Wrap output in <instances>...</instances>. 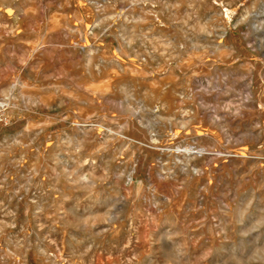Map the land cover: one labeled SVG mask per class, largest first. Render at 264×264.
<instances>
[{"label": "rangeland", "instance_id": "rangeland-1", "mask_svg": "<svg viewBox=\"0 0 264 264\" xmlns=\"http://www.w3.org/2000/svg\"><path fill=\"white\" fill-rule=\"evenodd\" d=\"M99 58L124 65L87 72ZM118 84L185 98L137 121L106 98ZM0 90V264H264V0H0Z\"/></svg>", "mask_w": 264, "mask_h": 264}, {"label": "bare ground", "instance_id": "bare-ground-1", "mask_svg": "<svg viewBox=\"0 0 264 264\" xmlns=\"http://www.w3.org/2000/svg\"><path fill=\"white\" fill-rule=\"evenodd\" d=\"M3 1V0H2ZM5 4V3H4ZM214 4V3H213ZM107 5V4H106ZM209 8H212V7H209ZM28 10V9H27ZM224 10V9H223ZM154 14V12H153ZM157 14V13H156ZM154 16V15H153ZM108 17V16H107ZM126 19H129V17L127 15L124 16ZM142 17V16H141ZM149 18V17H147ZM157 18V17H155ZM131 19H136L134 16H131ZM140 19V18H139ZM145 19V18H144ZM143 19V20H144ZM116 20V19H115ZM150 20V19H148ZM154 20V19H152ZM151 23V22H150ZM216 23V22H215ZM217 25V24H216ZM15 26V25H14ZM93 26V25H92ZM148 26V25H147ZM201 26V25H200ZM176 27V26H175ZM109 28V27H108ZM152 30V29H151ZM179 30V29H178ZM141 33V32H140ZM147 33V32H145ZM166 33V32H165ZM142 35V34H141ZM144 38V41H141L143 42L142 43V46L143 44H146L148 42V45L150 48H154V43H153V40L156 39L157 40V44L162 47L163 49H167L169 47H176L178 49V53L180 56H184L185 57V53L187 51V49L191 48V49H197L198 48V42L197 41H194L190 36H185L183 35L181 40H176L174 37H171V36H168V34L164 37L162 35H159L157 33H149L148 35H143L141 36ZM258 37V36H257ZM61 38V37H60ZM71 38V37H70ZM156 40L154 42H156ZM141 45V44H140ZM61 46V45H60ZM64 46V45H63ZM157 46V45H156ZM127 47V46H126ZM206 47V46H205ZM89 48V47H88ZM147 48V47H146ZM151 49V50H152ZM157 49V48H156ZM155 49V50H156ZM141 50V49H140ZM143 50V49H142ZM165 51V50H164ZM211 51V50H210ZM140 52V51H139ZM151 52V51H150ZM154 52V51H153ZM168 52V51H167ZM166 52V53H167ZM145 53V52H143ZM147 53L149 52H146L145 54L148 55ZM155 53V52H154ZM144 54V55H145ZM169 54V52H168ZM167 54V55H168ZM191 54V53H190ZM193 54V53H192ZM191 54V55H192ZM102 55V54H101ZM125 55V54H124ZM136 55V54H135ZM141 55V53H140ZM143 55V56H144ZM166 55V56H167ZM171 55V54H169ZM190 55V56H191ZM219 56V55H218ZM139 57V55H138ZM153 57V56H152ZM186 57H188L186 55ZM144 58V57H143ZM142 58V59H143ZM170 58V57H169ZM96 59V58H95ZM112 59V58H111ZM145 59V58H144ZM88 60V59H87ZM161 60V59H160ZM193 60V59H192ZM124 65V63H121V65ZM120 65V62L118 61H115V60H106V59H103V58H99L97 60V62H95V64H92L90 62L87 63V72H89L90 74L91 73H96L97 75H102V73H106L105 71H111V70H119L121 69V66ZM184 65V64H183ZM90 66V67H89ZM180 66V65H179ZM204 67V66H203ZM115 76L111 77L112 80L109 82V86L113 87L114 86V83L117 81V79L119 78V76H117L116 74H114ZM166 76V75H165ZM190 76V75H189ZM170 77V76H169ZM168 78V77H167ZM170 78H168L169 80ZM84 80V79H83ZM174 80V79H173ZM138 81V80H137ZM78 82V80H77ZM84 83V82H83ZM133 83V82H131ZM137 83V82H136ZM128 84V83H127ZM167 84V83H166ZM165 84V85H166ZM164 85V87L161 88L160 90V93L155 96V98L153 99H147V98H144L142 96H132L130 94V92H128V88L127 87H123L120 86V84H118L116 86V90L117 92H121L122 95L121 96H118L114 90H112L110 93L107 94V99L113 103H115L116 105L120 106V107H125V109H128L129 110V115L132 116L133 118L137 119V121L139 119H142V120H145L147 122H152V120L154 121L156 118L160 119L161 117H169V116H172L173 114V117L176 116V113L174 112V110L172 109H169V103L175 101V100H182L185 98V93L182 91V90H175L173 88H167L166 86ZM179 85V84H178ZM14 86L13 83H10L3 91H2V96L4 97V99L6 100L8 98V95L10 94V90L11 88ZM64 86V85H63ZM131 86V85H130ZM65 87V86H64ZM114 89V87H113ZM187 89V88H186ZM1 91V90H0ZM150 91V90H149ZM189 91V90H188ZM144 92V91H143ZM188 93V92H187ZM74 95V94H73ZM83 99L85 96H82ZM81 97V98H82ZM99 99V98H98ZM1 101V100H0ZM52 103V102H51ZM175 103V102H174ZM183 103V102H182ZM1 104H5V102H1ZM158 107H161L160 111H156V109ZM73 108V107H72ZM178 108V107H177ZM182 108V107H181ZM105 109V108H104ZM115 109V108H113ZM175 109V107H174ZM179 109V108H178ZM102 110V109H101ZM108 112V111H106ZM188 112V111H187ZM185 113V110L184 109H181V115H183ZM109 114V113H108ZM107 115V114H106ZM180 115V116H181ZM187 116V115H186ZM131 118V117H130ZM184 118V117H183ZM192 118V117H191ZM177 119V118H176ZM181 119V118H180ZM132 120V119H131ZM182 120V119H181ZM95 121V120H94ZM140 121V120H139ZM144 121V122H145ZM165 121V120H164ZM171 121V120H170ZM180 121V120H179ZM117 122V121H116ZM156 122V121H154ZM111 123V122H110ZM149 124V123H147ZM181 124V123H180ZM77 125V124H76ZM78 127V126H77ZM95 127V126H94ZM82 128V127H81ZM125 128V127H124ZM79 129V128H78ZM82 130V129H81ZM170 130V129H169ZM105 131V130H104ZM112 133V132H111ZM102 134V133H101ZM106 134V132H105ZM102 136V135H101ZM163 136V135H162ZM104 137H100V140L103 139ZM154 139V138H153ZM104 140V139H103ZM152 140V139H151ZM165 141V140H164ZM151 143V142H150ZM189 147V146H188ZM188 147L186 149H188ZM191 148V147H190ZM189 148V149H190ZM127 149V148H126ZM195 148H193L194 150ZM161 150V149H160ZM170 150V149H168ZM191 150V149H190ZM197 150V149H196ZM167 151V150H166ZM176 151V150H175ZM178 151V150H177ZM134 152V151H133ZM168 152V151H167ZM179 152H182V153H179L178 155L175 156V159L173 158L172 159V162L176 163L179 165V167L181 168H184V165H185V160L187 157H195L196 155H194L196 152L194 151H189V150H181ZM206 152V151H205ZM122 154V153H121ZM115 155V154H113ZM164 155V154H163ZM120 156V155H119ZM123 156V155H122ZM187 156V157H186ZM60 157V156H59ZM197 157V156H196ZM112 159V157H110ZM115 158V157H114ZM193 159V158H192ZM191 159V160H192ZM122 160V159H121ZM135 161V160H134ZM131 163L130 164V171H135V163ZM168 161V160H167ZM48 163V162H47ZM85 163V161H84ZM60 164L63 166V167H66L67 166V161H60ZM159 164V163H158ZM157 164V165H158ZM187 164V163H186ZM117 165V164H116ZM173 165V163H172ZM175 165V164H174ZM69 167V165H68ZM165 167V166H164ZM173 168V167H172ZM168 170V168H166ZM177 169H179L177 167ZM92 170V169H90ZM153 170V169H152ZM163 170V168H162ZM188 171V170H187ZM165 173L164 174V180L166 182L168 181H171L173 183V181H181L183 180V178H185V171L184 169L180 170L179 172L177 173H173L172 172H166L164 171ZM97 174V173H96ZM159 175V174H158ZM71 177V176H70ZM79 177H81V175H79ZM161 177V176H160ZM162 179V178H161ZM108 181V180H107ZM110 181V180H109ZM160 181V180H159ZM184 181V180H183ZM185 182V181H184ZM163 184V183H162ZM170 184V183H169ZM176 184V183H175ZM183 184V182H182ZM187 184V183H186ZM153 185V184H152ZM164 187H166L164 185ZM181 188V187H180ZM186 190V189H185ZM156 191V190H155ZM176 191V190H175ZM184 192V191H183ZM127 193V192H126ZM159 194V193H158ZM178 196L180 197L179 195V192L177 193ZM174 195V194H173ZM185 195V193H184ZM214 195V194H213ZM26 196V195H25ZM168 195L166 196H162L160 195L158 198H154L153 202H152V207L155 208V212L152 213V214H149L148 217L146 218L147 220H151L158 228H164V226H166V222H168V217H167V212L170 210L171 208V204H170V199L167 197ZM207 196V195H206ZM29 197V196H28ZM177 197V196H176ZM178 197V198H179ZM136 198V196H135ZM43 199V198H42ZM64 200V199H63ZM207 200V199H206ZM172 201V200H171ZM111 202V201H110ZM48 203V202H47ZM52 204V203H51ZM103 204V203H102ZM174 205V204H173ZM177 208H178V211H181L183 209H185V204L182 202H179L177 205ZM97 207V206H96ZM242 215V214H241ZM212 216V215H211ZM13 217V216H12ZM162 219V220H161ZM212 219V218H211ZM201 221V220H200ZM5 222V221H4ZM182 222V221H181ZM133 225V224H132ZM23 226V225H22ZM106 228V227H105ZM196 228V227H194ZM133 230V229H132ZM166 230V229H165ZM164 230V231H165ZM19 231V230H18ZM113 232V231H112ZM167 234H168V230L165 231ZM165 234V233H164ZM213 234V233H212ZM77 235V234H76ZM83 236V235H81ZM53 238V237H52ZM113 239V238H111ZM149 239V238H148ZM52 240V239H51ZM223 240V239H222ZM62 241V240H61ZM61 241H60V245H61ZM87 241V240H86ZM128 241V240H127ZM15 242V241H14ZM28 242V241H27ZM53 242V241H52ZM91 242V241H89ZM21 243V242H20ZM88 243V242H87ZM38 245V244H37ZM55 245V244H54ZM92 245V244H91ZM114 247V246H113ZM27 248V247H25ZM122 248V247H121ZM40 249V248H39ZM85 250V249H84ZM119 252V251H118ZM79 253V250L78 248H73V247H70L68 248V254L69 256L73 257L75 255H78ZM31 254V253H30ZM80 255V254H79ZM148 255V254H147ZM159 256V255H158ZM45 257V256H44ZM162 258V257H161ZM237 258V257H236ZM51 260V259H50ZM67 260V259H66ZM92 260V259H91ZM91 260H89V263L91 264ZM241 257L236 259V264H241ZM41 261V260H40ZM71 262V261H70ZM88 263V264H89ZM221 264H233V262H231V260L227 261V263H221Z\"/></svg>", "mask_w": 264, "mask_h": 264}, {"label": "built area", "instance_id": "built-area-1", "mask_svg": "<svg viewBox=\"0 0 264 264\" xmlns=\"http://www.w3.org/2000/svg\"><path fill=\"white\" fill-rule=\"evenodd\" d=\"M1 108V107H0ZM0 122H3V119L1 118V116H0Z\"/></svg>", "mask_w": 264, "mask_h": 264}]
</instances>
